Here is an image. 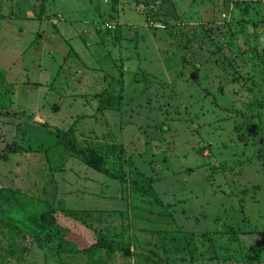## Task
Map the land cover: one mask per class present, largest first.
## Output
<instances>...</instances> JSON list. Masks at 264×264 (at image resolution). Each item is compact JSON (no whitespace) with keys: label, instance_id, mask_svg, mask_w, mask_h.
<instances>
[{"label":"rangeland","instance_id":"1","mask_svg":"<svg viewBox=\"0 0 264 264\" xmlns=\"http://www.w3.org/2000/svg\"><path fill=\"white\" fill-rule=\"evenodd\" d=\"M72 124L82 147L115 146L106 166L123 182L35 151L55 140L45 126ZM5 189L89 211L109 235L198 234L189 240L201 256L189 258L137 234L145 264H264V250L248 263L250 247L264 246V0H0L2 201ZM155 199L173 218L151 213ZM5 209L0 264H88L59 254L60 242H95L80 217L42 231L30 210ZM96 209L126 220L95 222ZM117 240L107 264H135Z\"/></svg>","mask_w":264,"mask_h":264},{"label":"trees","instance_id":"2","mask_svg":"<svg viewBox=\"0 0 264 264\" xmlns=\"http://www.w3.org/2000/svg\"><path fill=\"white\" fill-rule=\"evenodd\" d=\"M116 3H118L119 0H114ZM41 15V14H40ZM182 63L185 64L186 60L182 57ZM103 93V92H102ZM100 93V94H102ZM95 96L99 94H94ZM46 131L55 137V140L52 145H50L47 148H39L35 147L38 152H43L48 156H54L58 155L60 157H66V156H72L73 158L78 159L80 162L88 166L89 168L107 175L109 178L118 179L121 182L124 181V177L122 174H120V170H111L108 169L106 166L107 164V155L112 152V150H116L115 146L109 145L104 148V150L100 146H92V147H82L75 136V130H74V124H72L69 128L66 130H60L51 126H45ZM7 151L10 153L14 152H20L25 151L27 152V149H21L19 147H12L7 146ZM136 190V189H135ZM137 191V190H136ZM3 193H6V199L4 201L0 200V209L9 208V205L11 203V200L15 203H18L19 206L22 208L30 210L33 214L32 216V224L37 225L39 229L42 231H46L50 229L53 226H57L58 220L61 217H67V215L73 216L75 219L80 217L81 224L85 225L89 228V230L96 234V240L95 242L90 245L88 248L85 249H79V247L75 244L73 247H65L64 244L61 242L58 244V248L60 250L59 254L63 255H73V254H79L80 256H83L84 259H86L88 264H107V262L110 260H113L114 254H116V246H117V239H121L122 243H126L127 247L125 248L124 252H122V257H127L128 259L133 258L135 264H145L148 262L149 257H145L142 254V250H138V244L139 240L138 237H134V235H129L128 229H125L124 237H120L119 234H108L104 233L102 231L96 230L95 226L90 223L89 220L92 219V214L89 213V211H83V210H72L69 208H66L63 201H59L57 203V206H55L53 203H49L45 200L41 199H31L30 197L22 194L21 192L17 190H8L5 189ZM2 193L0 192V199H1ZM155 203L158 204V209L153 207V203L146 204L148 209L151 211V213L155 214V216H170L172 217V213L169 211L168 206H164L162 201L160 199H155ZM155 209V210H154ZM160 209V211H159ZM8 209L6 210V212ZM102 210H95L94 215L95 219L93 221L98 222V218L100 215L110 214L113 213L114 215H118L119 217H123L126 213V211H115V212H106L100 213ZM5 212V211H3ZM5 212V213H6ZM92 212V211H91ZM97 214V217H96ZM89 218V220L87 219ZM125 218V217H123ZM173 218V217H172ZM103 219V218H102ZM1 224L0 219V226H3ZM6 229H9V234L12 232H16V226L13 224H8V227L5 226ZM141 232H146L147 235L151 238H156L159 242V245L162 247V253L163 255H173V256H180L182 258H189L194 256H201L199 253L196 252V248L191 246V240L189 238H193L194 236L198 234H194V232H181V229H175V230H140ZM9 234L5 236L6 241L10 242ZM181 235V236H179ZM202 237L206 236L205 234H201ZM212 240V239H211ZM118 241V240H117ZM31 243V241H27ZM131 245H130V243ZM134 243V244H133ZM137 249V250H136ZM250 250L254 251V255L252 258H249L248 263H256L252 262L254 260L259 261L260 252L264 250V246L262 244H254L250 247ZM70 252H76V253H70ZM24 258V257H23ZM216 259L214 254L210 256L209 259ZM255 258L254 260H252ZM212 260H209L211 262ZM214 264H217L216 261L212 262Z\"/></svg>","mask_w":264,"mask_h":264},{"label":"crops","instance_id":"3","mask_svg":"<svg viewBox=\"0 0 264 264\" xmlns=\"http://www.w3.org/2000/svg\"><path fill=\"white\" fill-rule=\"evenodd\" d=\"M101 93H102V92H101ZM95 94H96V93H95ZM92 95H94V94H92ZM53 142H54V140H52V143H53ZM91 194H93V193H91ZM95 195H97V194H95ZM96 210H102V209H96ZM102 211H104V210H102ZM107 211H109V212H115V211H120V210H107ZM107 211H106V212H107ZM109 215H110V216L113 215L112 217H114V214H113V213H110ZM116 216H118V215H116ZM123 217H125V215H124ZM123 217L120 216V217H119V220H122ZM125 220H126V218H125ZM127 229H128V228H127ZM127 233H128L129 235H134V234H135V236L138 237L139 240H141V239L139 238V236H137V234L142 235V237L147 235L146 232H141V231H137V233H136V232L132 233L131 230L129 231V229H128V232H127Z\"/></svg>","mask_w":264,"mask_h":264},{"label":"water","instance_id":"4","mask_svg":"<svg viewBox=\"0 0 264 264\" xmlns=\"http://www.w3.org/2000/svg\"><path fill=\"white\" fill-rule=\"evenodd\" d=\"M189 79L196 83L198 80V72L197 71L192 72L189 76Z\"/></svg>","mask_w":264,"mask_h":264}]
</instances>
